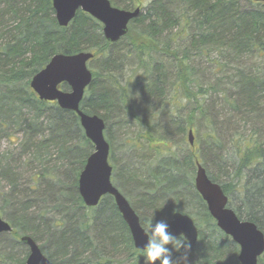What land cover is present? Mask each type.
<instances>
[{
	"label": "trees",
	"instance_id": "16d2710c",
	"mask_svg": "<svg viewBox=\"0 0 264 264\" xmlns=\"http://www.w3.org/2000/svg\"><path fill=\"white\" fill-rule=\"evenodd\" d=\"M142 1L109 0L124 10L141 8L127 34L111 44L102 25L80 10L68 26L60 27L52 0H0V142L6 138L13 146L0 149V214L12 228L0 234V264L25 262L28 248L19 241L23 235L53 264H145L113 197L105 195L93 207L81 199L78 178L94 146L77 115L54 101L39 100L30 88L33 74L56 53H93L88 62L92 80L80 108L103 119L112 184L141 225L153 218L169 221L177 211L193 219L197 243L173 250L174 259L186 252L181 264H239L238 245L219 230L194 187L197 162L221 186L237 217L253 222L264 234V131L257 123L264 117V4L150 0L142 12ZM183 35L188 38L183 46L171 45ZM124 41L125 54L112 53ZM124 56L132 65L124 64ZM194 59H212V73L225 72L222 88H235L234 100L221 99L226 121L239 113L251 122L246 134L232 128L229 145L222 144L214 129L197 137V121L209 124L208 110L218 105L207 104L209 93L222 89L219 81L206 87L198 81ZM142 100L144 108H156L165 119V130L140 116ZM178 101L191 103V110H182ZM113 119L119 129L135 124L139 131L123 140L119 156L112 143ZM170 132L177 135L175 140ZM186 133L188 148L180 149L175 141L183 143ZM135 182L136 189L131 187ZM258 264H264V253Z\"/></svg>",
	"mask_w": 264,
	"mask_h": 264
},
{
	"label": "water",
	"instance_id": "95a60500",
	"mask_svg": "<svg viewBox=\"0 0 264 264\" xmlns=\"http://www.w3.org/2000/svg\"><path fill=\"white\" fill-rule=\"evenodd\" d=\"M264 4V0H250ZM54 16L58 26L66 27L78 10L87 13L102 25V34L108 43H115L128 32L129 23L136 19L141 8L124 10L111 5L109 0H52ZM93 53L81 51L74 54L56 53L47 64L33 74L30 88L39 100L56 102L63 110L74 112L85 136L94 146L87 157L78 178V192L85 206H96L101 198L110 195L132 238L134 248L140 251L147 243L139 217L128 200L111 182L112 166L109 163V143L105 139V124L96 114H86L80 108L85 90L92 80L88 62ZM66 85L67 90L61 88ZM188 141L193 144L192 131H188ZM194 187L205 202L210 216L221 232L238 245L239 264H258L264 253V234L247 220H240L228 205V197L221 186L209 179L205 168L196 163ZM174 235H185L190 246H195L198 228L193 219L182 212H174L168 221ZM10 224L0 214V234L11 232ZM19 241L28 248L23 264H53L41 251L39 245L29 236H20Z\"/></svg>",
	"mask_w": 264,
	"mask_h": 264
},
{
	"label": "rangeland",
	"instance_id": "374dc122",
	"mask_svg": "<svg viewBox=\"0 0 264 264\" xmlns=\"http://www.w3.org/2000/svg\"><path fill=\"white\" fill-rule=\"evenodd\" d=\"M150 3V0H143L141 2V6H142V12H145L146 8L148 7ZM173 4V2H172ZM242 6L243 7H249V4L246 2V1H242ZM177 13V12H176ZM176 30V29H175ZM188 40V38L186 37V35L176 39L175 41H173L171 43L172 46L176 45V44H179L181 46H183L186 41ZM117 51H114L112 53H117L119 55H123L125 54V41L122 42V43H119L117 44L115 47H114ZM215 55V53H211V57ZM214 59V58H212ZM212 59H203L200 60V59H194L195 60V63H196V66L198 67V69L200 70L199 71V76L197 77L198 78V81L199 82H203L202 85L203 86H207L208 83H211V84H217L218 81L219 83L217 84V87L222 89V92L218 91V92H215V93H209L210 94V97L208 98L209 94L207 95V104H210V102L212 101H215L216 104H218L217 106H215V111L213 110H208V114L210 115L208 117L209 120H207L209 122L206 123L205 120L203 119H200L197 121V127H198V135L197 136L198 138L200 137L203 138L202 134H205L208 132L209 128L211 130L214 129L215 131V135L217 136V138L222 142L223 145H229L228 144V140H229V137H230V134L232 132V128L234 127H237L238 129H240L241 132H243L244 134L248 133V130L250 129L251 127V122L250 123H247L245 118L239 116L240 114L239 113H234L233 117L234 119L231 120V121H226V118L227 116L225 115L223 109L221 108V103H222V98L225 97H228L229 99L231 100H234V98H236V95H235V88H232L228 85H224L223 87L226 89H223L221 84L225 81L223 79V77L225 76V72L222 73L219 72L217 74H213L212 71H211V67L213 66V61ZM245 60L249 61L250 63H255V62H261L260 60H257V58H251V59H248V58H244ZM131 63L132 65V60L130 58H126V56H124V64L127 65ZM199 63H201V66H199ZM231 67L235 66L234 64H229ZM89 67L92 65H88ZM90 67V69H91ZM204 70V72H203ZM235 71V70H233ZM203 73V77L201 78V75ZM125 75H127V72H125ZM231 74L227 75L228 76V80L231 79ZM205 86V87H206ZM170 96H172L174 98V94L173 92H171ZM171 97V99L169 100L170 103L172 104V102H177L176 100H174L173 98ZM179 96H175V98H177ZM143 101V100H142ZM180 104V107L183 106V109L184 110V106L188 108V110H191V103H187L185 101H178V104ZM142 104H143V107H142ZM142 104L140 103V109H141V114L140 116L144 119H146L148 122L152 123L153 125H156L157 127H159V130H161L163 128V130L166 129V126L165 125V119L160 115V113L156 110V108H150L148 107L147 109L144 108V106H147V104L145 105V102L143 101ZM177 104V105H178ZM155 107V106H154ZM180 110V111H182ZM156 112V114L153 116V114ZM158 114V115H157ZM198 116V114H197ZM233 117H231L230 119H232ZM237 117V119H236ZM197 120V119H196ZM113 122V123H112ZM115 122V119H113L111 121L112 123V126H111V132H112V136H113V145L115 146L116 148V154L117 156L120 155V152L121 150H119V147L120 145L122 144L123 140L124 139H127V141H129L130 139H133V137H135L137 134H138V128L135 126V124H127L128 128H117L116 124L114 123ZM230 122V123H229ZM258 123V127L261 128L262 131H264V117L261 118L260 120L257 121ZM162 130V131H163ZM197 132V130H196ZM171 134V138L173 140H175V138L177 137V135H174L173 132H170ZM17 137H19V135H16ZM104 136L106 137V134H104ZM186 136H187V133L185 134V139L183 140V143H181L180 141H175V142H179V148L180 149H186L188 148V143H187V139H186ZM172 139H169V143H170V146H175V142H173ZM195 141V140H194ZM220 142V143H221ZM12 148L13 146H11V144L9 143V141L4 138L1 140L0 142V149L3 150L4 148ZM26 176V174H24ZM131 187L136 189L137 188V183H132L131 184ZM3 234V233H1ZM20 252V254H22V250L21 251H18ZM19 254V253H18Z\"/></svg>",
	"mask_w": 264,
	"mask_h": 264
},
{
	"label": "clouds",
	"instance_id": "9594fccd",
	"mask_svg": "<svg viewBox=\"0 0 264 264\" xmlns=\"http://www.w3.org/2000/svg\"><path fill=\"white\" fill-rule=\"evenodd\" d=\"M149 220L142 226L144 234L147 236V243L140 249L145 259V264H181L186 261L185 255L174 259L173 250L180 251L183 247L188 248L187 237L185 235L177 236L170 231V225L167 219ZM171 245V247H169Z\"/></svg>",
	"mask_w": 264,
	"mask_h": 264
}]
</instances>
